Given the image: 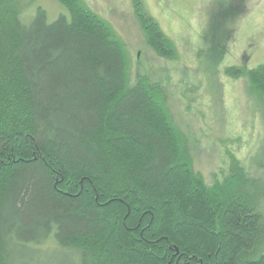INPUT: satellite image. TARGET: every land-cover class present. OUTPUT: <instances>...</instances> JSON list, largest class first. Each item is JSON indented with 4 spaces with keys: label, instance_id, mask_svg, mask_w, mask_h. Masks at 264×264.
I'll return each mask as SVG.
<instances>
[{
    "label": "trees",
    "instance_id": "1",
    "mask_svg": "<svg viewBox=\"0 0 264 264\" xmlns=\"http://www.w3.org/2000/svg\"><path fill=\"white\" fill-rule=\"evenodd\" d=\"M35 1L0 0V264H49V250L67 264H264V182L228 154L208 186L110 25L83 0H51L55 19ZM131 5L146 46L175 60ZM224 74L264 119V65Z\"/></svg>",
    "mask_w": 264,
    "mask_h": 264
},
{
    "label": "rangeland",
    "instance_id": "2",
    "mask_svg": "<svg viewBox=\"0 0 264 264\" xmlns=\"http://www.w3.org/2000/svg\"><path fill=\"white\" fill-rule=\"evenodd\" d=\"M121 40L130 70L145 75L164 93L172 123L186 141L192 170L212 185L228 172V154L264 182L249 161H262L264 119L261 105L244 79L224 74L228 67L253 70L264 65V0H143L177 58L156 57L146 46L131 0H83ZM50 19L62 10L36 0ZM49 264H67L49 250ZM49 258V260H48Z\"/></svg>",
    "mask_w": 264,
    "mask_h": 264
}]
</instances>
